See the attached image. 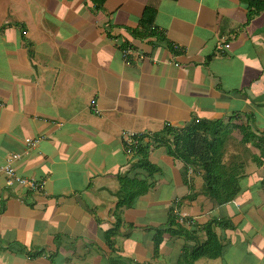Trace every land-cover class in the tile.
Returning <instances> with one entry per match:
<instances>
[{
  "label": "crops",
  "instance_id": "1",
  "mask_svg": "<svg viewBox=\"0 0 264 264\" xmlns=\"http://www.w3.org/2000/svg\"><path fill=\"white\" fill-rule=\"evenodd\" d=\"M199 120H222L224 161L231 152L243 167L229 202L168 151ZM128 130L145 136L159 168L151 177L143 152L126 151ZM263 150L264 10L245 0H0V166L19 153L17 173L44 182L30 192L0 177V264H179L208 240L210 221L220 255L194 264H264ZM125 176L151 185L120 207ZM176 209L186 230L173 235Z\"/></svg>",
  "mask_w": 264,
  "mask_h": 264
},
{
  "label": "trees",
  "instance_id": "2",
  "mask_svg": "<svg viewBox=\"0 0 264 264\" xmlns=\"http://www.w3.org/2000/svg\"><path fill=\"white\" fill-rule=\"evenodd\" d=\"M257 11L264 10V0H245ZM154 21V12L152 9H146L145 16L141 20L140 26L148 28ZM137 35H142L140 30H136ZM222 120L214 122L208 121H196L191 126H188L180 132H174L173 147L168 143V151L183 160L186 164L197 165L202 173L205 181L207 192L213 196L219 204L226 203L235 198L237 193L241 189L240 178L244 175L242 165H237L236 162L227 164L224 161V148H223V136L226 134V129H222ZM224 128V127H223ZM173 128L169 126L165 128V131L171 133ZM221 131V132H220ZM222 133V135H221ZM252 133V132H251ZM246 136V135H245ZM253 134L247 136V140L252 137ZM145 136L142 135L141 144L137 149V154L143 152V157L139 161L140 166L148 170V175L151 177L154 171L159 170L157 166L152 164L148 159V153L145 150L147 146H144L143 140ZM264 154V150L262 152ZM120 182L123 188L122 199L118 201V206L130 205L134 199L145 192L150 187L151 183L147 179H140L138 177H120ZM31 192V191H30ZM177 216L175 210L172 212L171 223L168 227V232L171 234H181L186 230L182 227V224L177 222ZM121 221V219L119 220ZM118 221V223H119ZM213 221H210L205 229L208 233V240L200 247L194 249L191 252L186 251L179 261V264H194L195 260L200 257H218L219 254V242L216 233L213 230ZM114 234L115 230H110ZM165 230L158 231L155 242V253L159 249V245L162 242V235ZM111 233H109L108 242L113 244L110 240Z\"/></svg>",
  "mask_w": 264,
  "mask_h": 264
},
{
  "label": "built area",
  "instance_id": "3",
  "mask_svg": "<svg viewBox=\"0 0 264 264\" xmlns=\"http://www.w3.org/2000/svg\"><path fill=\"white\" fill-rule=\"evenodd\" d=\"M230 44H225L224 47H229ZM124 142L126 146V151L128 154H134L137 152L138 147L141 144V137L142 133H137L128 130L125 132ZM38 138L34 139L31 137L26 138V143L29 146H35L38 142ZM20 158L19 153H12L9 155V157L6 160V163L0 166V177L5 176L7 178L6 184L10 187L14 184H19L25 188H27L31 192H40L43 189V184L41 180H38L36 178H29L22 176L17 173L16 167H15V161ZM175 214L177 216V220H181L180 218V212H178V209L175 210Z\"/></svg>",
  "mask_w": 264,
  "mask_h": 264
},
{
  "label": "rangeland",
  "instance_id": "4",
  "mask_svg": "<svg viewBox=\"0 0 264 264\" xmlns=\"http://www.w3.org/2000/svg\"><path fill=\"white\" fill-rule=\"evenodd\" d=\"M231 155H232L231 152H230V155H229V152H226L225 160H226L227 162H229V163L233 161L232 158H231Z\"/></svg>",
  "mask_w": 264,
  "mask_h": 264
}]
</instances>
